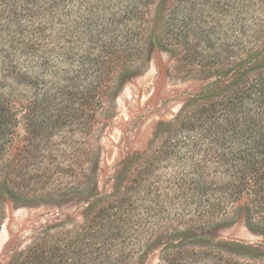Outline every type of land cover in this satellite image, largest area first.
Segmentation results:
<instances>
[{
	"label": "trees",
	"instance_id": "trees-1",
	"mask_svg": "<svg viewBox=\"0 0 264 264\" xmlns=\"http://www.w3.org/2000/svg\"><path fill=\"white\" fill-rule=\"evenodd\" d=\"M121 1L118 21L134 29L82 56L51 89L29 66L47 65L35 45H10L27 58L0 61V205L67 204L81 219L42 227L6 264H147L151 253L157 264H264V249L208 239L238 218L264 236V0L157 1L161 37L147 43L172 48L179 68L204 82L145 151L122 156L100 183L94 129L99 115L114 113L122 79L136 74L153 5ZM46 2L11 7L14 22L33 10L52 21L67 5ZM94 7L83 8L91 22Z\"/></svg>",
	"mask_w": 264,
	"mask_h": 264
},
{
	"label": "rangeland",
	"instance_id": "rangeland-1",
	"mask_svg": "<svg viewBox=\"0 0 264 264\" xmlns=\"http://www.w3.org/2000/svg\"><path fill=\"white\" fill-rule=\"evenodd\" d=\"M46 1L0 0V61L3 58L11 61L27 58V54L17 49L10 53V45L19 49L35 45L44 52L34 56L48 58L47 65L40 68L38 61H32L29 66L32 72L39 73L47 89L62 82L66 73L75 71L82 56L88 52L91 56L98 55L99 48L110 37L118 41L131 28L134 29L131 20L118 21L125 12L122 8L125 4L119 0H67L64 12L60 11L62 16H56L52 21L47 16L40 18L38 12L33 10L28 15L20 14L14 22L11 7L26 6L28 2L29 5L42 4V8L47 5ZM157 1L153 0V5L143 18L145 43L136 74L122 79L121 89L115 98L114 113L110 116L104 113L99 115V125L94 129L92 144L99 160L100 183L111 175L113 166L122 156L145 151L156 127L171 121L181 102L204 82L201 73L179 68L177 53L172 48L147 43L146 38L150 34L158 39L161 37L163 23L156 20L154 15ZM92 3L96 6V20L93 22L87 19L88 12L83 10L84 7L91 9ZM108 14L116 18L115 23L106 21L108 17L103 16ZM228 20H224L223 29L228 28ZM57 71L58 75L55 74ZM23 92L21 90L19 93ZM75 214L74 207L67 204L47 202L17 205L4 201L0 205V264H6L10 257L31 247L40 238L42 227L59 224L70 228L73 223L80 222V217ZM208 239L216 245L224 242L247 249H264V236L249 230L241 218L211 231ZM149 256L147 264H157L155 253Z\"/></svg>",
	"mask_w": 264,
	"mask_h": 264
}]
</instances>
